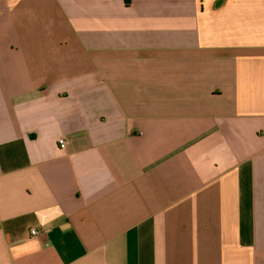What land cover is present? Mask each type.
I'll return each instance as SVG.
<instances>
[{
  "label": "crops",
  "instance_id": "1",
  "mask_svg": "<svg viewBox=\"0 0 264 264\" xmlns=\"http://www.w3.org/2000/svg\"><path fill=\"white\" fill-rule=\"evenodd\" d=\"M0 264H264V0H0Z\"/></svg>",
  "mask_w": 264,
  "mask_h": 264
},
{
  "label": "built area",
  "instance_id": "2",
  "mask_svg": "<svg viewBox=\"0 0 264 264\" xmlns=\"http://www.w3.org/2000/svg\"><path fill=\"white\" fill-rule=\"evenodd\" d=\"M58 145L61 149H65L66 148V145H67V139L62 137L58 140ZM31 234L32 235H38V230L37 229H32L31 230Z\"/></svg>",
  "mask_w": 264,
  "mask_h": 264
}]
</instances>
